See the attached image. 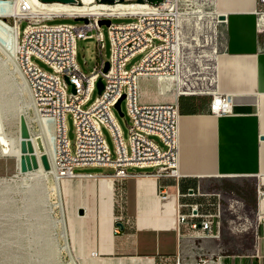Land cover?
<instances>
[{"label":"built area","instance_id":"obj_1","mask_svg":"<svg viewBox=\"0 0 264 264\" xmlns=\"http://www.w3.org/2000/svg\"><path fill=\"white\" fill-rule=\"evenodd\" d=\"M100 6L99 12L64 13L42 8L30 13L33 6L30 0H17V14L0 16V20L11 19L17 33L15 59L18 68L29 88L32 105L36 116L49 119L54 124V150L52 165L56 181L77 177L110 176L118 183V203L116 222H125L128 217L123 212L125 204V182L130 176L128 167L155 168L153 176H171L179 180L182 174L178 162V121L179 107L177 99L172 102L142 103L140 101V78L174 80L172 91L175 98L182 95H210L209 111L211 114H227L231 111V98L228 94L218 92L215 87L213 58L201 72L195 76L202 88L192 90L186 81L188 72L183 68L182 24L180 20V0H114L112 3L93 0ZM192 3L193 0H188ZM196 1V0H194ZM205 6L199 8L202 16L209 19L212 33L210 42L212 52L217 51V24L220 13L216 10L214 0H203ZM4 0H0L1 3ZM42 0H35L40 5ZM76 0V4H79ZM47 3V2H46ZM62 3V2H61ZM81 3V2H80ZM134 3V9L110 13L112 5ZM258 16L264 14V0H257ZM39 7V6H38ZM103 7V8H101ZM57 17L83 18L82 24L68 23L48 24L47 21ZM132 17L126 23H112L111 18ZM100 19H109L108 35L110 41L109 68L103 72L104 60L100 50L102 39ZM27 23L20 33L19 23ZM9 23V22H8ZM94 37L97 57H100L90 74L80 71L76 60V41ZM158 42L154 44V41ZM141 60L130 69L124 68L130 57L144 52ZM35 56L45 62L52 72L42 70L31 61ZM187 71V72H186ZM65 76L69 82L65 80ZM101 78L103 89L87 107L82 105L90 93L97 88L96 82ZM72 85L74 92L68 93L66 87ZM180 88H186L182 93ZM166 88L165 91H170ZM160 93L163 89L160 88ZM124 95L128 114L131 118L128 141L121 136L112 109L118 99ZM71 112L75 126V146L71 151L66 138L64 116ZM101 125L106 126L115 143L116 156L111 158L109 149L101 132ZM148 135H156L165 145L159 146ZM76 166H106L113 169L112 174L74 172ZM255 203L253 208L252 232L256 234L258 224L264 223V175L257 176L254 182ZM162 199L170 195L160 190ZM177 192L174 207V230L178 239V252L174 264H207L211 259L206 251L203 239H220L225 229L230 234L241 231V220L248 221L244 212L243 200L232 191H224L207 185L189 188L184 196L201 197L202 201L183 203ZM186 208L187 210H183ZM187 241L188 252L185 254L181 243ZM193 258V260H192Z\"/></svg>","mask_w":264,"mask_h":264},{"label":"crops","instance_id":"obj_2","mask_svg":"<svg viewBox=\"0 0 264 264\" xmlns=\"http://www.w3.org/2000/svg\"><path fill=\"white\" fill-rule=\"evenodd\" d=\"M214 5L224 16L217 24V51L213 56L215 87L218 92L230 96L231 111L219 115V121H214L212 128L208 125L204 129H185V118L214 117L209 111L210 95L175 98L170 93L165 96L160 93V87L150 84L147 78L139 80L142 103L177 99L178 127L182 132L186 130L181 138L188 145L187 152L178 160L182 174L179 180L171 176H153L150 173L155 168L152 167H128L130 176L124 186L123 205L128 220L126 223L120 221L122 228L113 222L112 212L117 211L119 191L115 180L106 176L95 180L77 177L59 186L68 213L65 233L78 252L85 250L90 255L92 252L98 255H91L92 264H174L178 252L174 230V196L176 198L177 192L183 195L180 197L183 203L201 202V197L184 195L189 188L211 185L234 192L248 207L254 208V182L257 176L264 175V19L259 20L256 14L257 0H214ZM227 14H232L233 19L229 20ZM253 21H257V25ZM148 87L154 89L150 94L146 93ZM237 152L244 156L239 157ZM199 167L238 169L251 174L200 176L194 172ZM112 173V168L105 172ZM234 187L247 189L245 199ZM161 189L171 197L162 199ZM82 192L90 194L92 200H75L74 196ZM70 201L74 203L73 207ZM79 208L84 209L83 215L78 213ZM261 211L264 212V202ZM95 218L98 220L96 228L94 222L89 239L83 243L84 222H93ZM205 240V249L212 256L207 264H264V223L258 224L256 234L252 232V246L246 252L225 251L219 239ZM181 248L185 254L188 252L186 240L181 243Z\"/></svg>","mask_w":264,"mask_h":264},{"label":"rangeland","instance_id":"obj_3","mask_svg":"<svg viewBox=\"0 0 264 264\" xmlns=\"http://www.w3.org/2000/svg\"><path fill=\"white\" fill-rule=\"evenodd\" d=\"M100 1L110 3L114 0ZM179 6L182 24L181 42L184 47L183 68L187 69L188 72L190 71V73L194 72V74L188 75L186 85L192 90H200L202 86H200L199 81L194 77L203 75L201 69L204 70L203 67L211 63L214 56L212 44L210 42L212 33L208 28L210 22L209 19L202 16L199 11V8L205 6L203 0H193L192 3L188 0H180ZM131 20H133L132 17L111 18V22L115 24L126 23ZM7 22L10 23L11 19H8ZM82 22L83 20L73 17H57L47 21L48 24L68 23L74 25H80ZM26 23V20H22L19 23L20 33ZM101 31L102 58L104 61H107L110 56V41L108 28L105 24L101 26ZM157 42L158 41L155 40L154 44ZM97 51L94 37L77 39L75 60L81 72L90 74L94 66L99 63L100 57L96 56ZM144 53L145 51L138 52L130 57L125 63L124 68L128 70L133 65L137 64ZM13 61L16 62L15 54L9 55L8 51L0 46V63L3 64L1 76L9 75L11 78H14L16 82L21 83L22 79L20 75L13 69ZM31 61L42 70L52 72V69L41 59L31 56ZM9 76H6V81H8L9 85L3 86L0 90V101L2 100L4 102V100H6L10 103L9 112L4 116L5 121H7L5 123V130L14 137L20 134L19 122L22 116L25 119L30 137L31 134H36L38 130L35 122L37 116L34 112L31 98L26 90L16 89L13 85V80ZM147 80L155 87L158 86L156 79L147 78ZM175 82L174 80L166 84L171 90L169 92L165 91L166 87L163 89L162 94L165 96L170 93L174 95L171 87H174ZM70 90L71 86L68 85L66 91L69 93ZM153 91L154 89L152 87H148L146 93L150 94ZM98 95L97 88H95L82 107L87 108ZM120 108L123 115H120L116 108L112 109V113L120 129L123 140L127 142L131 118L128 114L125 100L121 101ZM64 123L66 127V138L69 141L70 150L73 151L75 146V126L71 112L65 114ZM100 128L111 158H114L116 156V150L111 132L104 125H101ZM148 138L153 140L160 149H165V145L158 136L148 135ZM40 165L42 166L40 169L38 165L37 168L21 172L20 168L16 166L15 156L0 154V264L94 263L93 257L89 252L86 253L85 250H83V253L78 252L68 238L67 233H65V235L63 234L60 219L62 218L64 229H66L65 221L68 213L65 208L64 197L61 193H58L54 184L57 182L58 186H62L64 181L70 179L55 180L52 159V171L49 169V166L45 167L43 164ZM133 169L139 168L133 167ZM73 170L74 172L80 173H105L109 172L111 168L106 166H76ZM87 179L95 180L93 178ZM35 192L37 193L35 194ZM36 196L38 199L36 198L37 204L35 205L33 200ZM74 199L92 200L90 194L84 192L75 195ZM70 204L73 207L74 203L70 201ZM244 204V212L247 215L248 221L241 220L239 226H241L242 229L235 234H230L229 230L225 229V232L219 239V241L223 243L225 251L237 250L246 252L249 251L252 246V227L249 226V221L253 224L254 215L251 207H248L245 202ZM71 212L75 213L73 209ZM112 214L114 222L117 211L114 210ZM93 223L96 228L98 223L97 218H95L93 222H91V220L84 222V229L81 234L83 243H86L89 239L94 225ZM204 240L205 239H203V242Z\"/></svg>","mask_w":264,"mask_h":264},{"label":"bare ground","instance_id":"obj_4","mask_svg":"<svg viewBox=\"0 0 264 264\" xmlns=\"http://www.w3.org/2000/svg\"><path fill=\"white\" fill-rule=\"evenodd\" d=\"M33 3V6L30 10V13H36L37 11H41L42 8H47L49 10L53 11H60L64 13H71V12H88V13H97L99 12L100 6L98 5L97 2H94L93 0H80V4H75V3H61V2H42L40 5H37L35 3V0H30ZM2 7L0 10V16H11L17 14V0H4L3 3H1ZM39 6V7H38ZM137 5L134 3H121L120 5H112L107 9L110 13H116L117 11H124L126 8L128 9H134L136 8ZM103 8V7H101ZM255 16V15H254ZM232 14H227V18L229 20H232L233 18ZM264 19V14L259 16V20ZM254 25H257V21H253ZM260 22V21H259ZM263 22V21H262ZM264 23V22H263ZM262 25V24H260ZM16 43H17V33L14 28V26L5 20H0V46L4 47L9 55H13L16 53ZM102 47V39H100V50ZM3 64L0 63V90L3 86L9 85L8 81H6V76L8 77L9 75H2L1 76V71L3 70L2 68ZM13 69L17 74L20 75L21 77V83H18L15 81L14 78H10L13 80V85L16 87L18 90H26L31 98L29 88L18 68V65L15 61H13ZM158 82V86L161 89L168 88L166 84L171 82L170 78H159L156 80ZM12 86V85H11ZM157 86V87H158ZM165 86V87H164ZM180 91L182 93H187L188 91L186 88H180ZM4 100V99H3ZM32 102V100H31ZM10 103H8L6 100L4 102L1 100L0 101V154H8V155H13L16 158V166L17 168L19 167V158H20V134H17L16 137L8 134V132L5 130V114L9 112V106ZM184 118V117H183ZM190 119V120H188ZM215 119V120H214ZM219 115L214 114L213 118H208L204 116H199L195 117L194 119L191 118H185L183 119V126L185 129H198V128H207L208 125L211 127V125H214V121H219ZM36 126L38 128L36 134H31L30 137H27L26 141L28 144V149L29 153L34 155L37 160V165H39V169L42 168L40 164H43V166L47 167L49 166V169L52 171V166H51V159L53 157V150H54V124L51 120L46 119V118H41V117H36L35 118ZM213 123V124H211ZM214 127V126H213ZM212 128V127H211ZM215 130V129H214ZM186 131V130H185ZM180 130V126L178 127V160H180V155L185 154L184 152H187L188 145L185 144L186 141L181 138V134L185 133ZM238 153V152H237ZM236 153V154H237ZM239 157H243L244 154L238 153ZM232 156H236L232 153ZM41 162V163H40ZM179 164V163H178ZM54 172V168H53ZM197 175L200 176H206V175H246V174H251L247 171L244 170H238V169H231V170H222V169H214V168H209V167H199L195 168L194 171ZM86 178H93V179H99L101 176H93V177H87L83 176ZM110 177V176H106ZM55 178V177H54ZM56 180V179H55ZM112 181V178H111ZM55 188L57 189L59 193V186L57 182L54 184ZM37 192H35L36 194ZM171 197V196H169ZM168 197V198H169ZM37 196L34 198L33 203L36 205L37 203ZM167 199V198H166ZM33 206V205H32ZM80 209V208H79ZM78 209V210H79ZM79 213V211H78ZM80 214V213H79ZM62 215V214H61ZM81 215V214H80ZM60 223L62 226L63 234L65 235V229L63 225V220L62 218L60 219ZM62 232V231H61ZM92 256H98L96 253L92 252Z\"/></svg>","mask_w":264,"mask_h":264},{"label":"water","instance_id":"obj_5","mask_svg":"<svg viewBox=\"0 0 264 264\" xmlns=\"http://www.w3.org/2000/svg\"><path fill=\"white\" fill-rule=\"evenodd\" d=\"M43 2H62V3H75L76 0H42ZM153 1H159V0H153ZM76 19H81V20H85L83 18H76ZM219 19H224V16L222 14L219 15ZM110 23V20L109 19H100L98 21V24L99 25H109ZM109 68V62L108 60L104 62V67H103V72H106ZM65 80L67 82H69L68 78L65 76ZM96 85H97V92L100 93L103 89V83L101 81V78H99L96 82ZM71 90L74 92V88L73 86L71 85ZM124 98V95H122L118 101L116 102V105H115V108L118 110L119 114L120 115H123L122 111H121V108H120V103L121 101L123 100ZM20 142H19V145H20V152H21V155H20V158H19V168H20V171L21 172H24L26 170H31L32 168H37V160H36V157L32 154L29 153V149H28V144H27V137H29V132H28V128H27V125H26V122H25V119L24 117H20ZM79 213L81 215L84 214V209L83 208H80L79 210ZM116 225L120 228L123 227L122 223L121 222H116Z\"/></svg>","mask_w":264,"mask_h":264},{"label":"trees","instance_id":"obj_6","mask_svg":"<svg viewBox=\"0 0 264 264\" xmlns=\"http://www.w3.org/2000/svg\"><path fill=\"white\" fill-rule=\"evenodd\" d=\"M80 1V0H79ZM106 3H108V2H106ZM110 3H112V2H110ZM224 189H227L226 187H223ZM234 189H235V191L236 192H238V193H240V196L242 197V198H244L245 199V194H246V191H247V189L246 188H244V189H242V188H240V187H234ZM248 191H249V189H248Z\"/></svg>","mask_w":264,"mask_h":264}]
</instances>
